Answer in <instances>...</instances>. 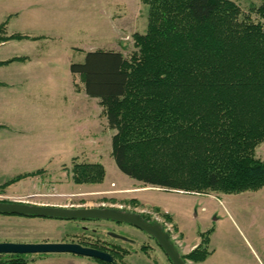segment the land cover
Returning <instances> with one entry per match:
<instances>
[{
    "label": "trees",
    "instance_id": "trees-1",
    "mask_svg": "<svg viewBox=\"0 0 264 264\" xmlns=\"http://www.w3.org/2000/svg\"><path fill=\"white\" fill-rule=\"evenodd\" d=\"M140 2L147 8L146 31L132 35L128 57L96 50L69 65L114 132L110 156L117 169L144 186L186 194L262 189L264 160L255 151L264 143V25L251 15L264 20V6L244 11L231 0ZM7 23L0 25V45L39 40L6 35ZM24 60L12 57L0 66ZM71 163L74 184L102 183L101 164ZM34 174L15 176L4 187ZM211 232L200 233L198 246L180 254L184 263L208 258ZM0 264L35 263L7 254Z\"/></svg>",
    "mask_w": 264,
    "mask_h": 264
},
{
    "label": "rangeland",
    "instance_id": "rangeland-1",
    "mask_svg": "<svg viewBox=\"0 0 264 264\" xmlns=\"http://www.w3.org/2000/svg\"><path fill=\"white\" fill-rule=\"evenodd\" d=\"M231 1L244 11L264 6V0ZM251 17L264 25V20L257 14ZM5 21H8L6 35L26 34L47 42L42 45L38 40L8 41L0 45V61L34 53H46L44 58L47 61L42 58L30 63L18 61L0 66L1 82L12 85V80L21 75L27 81L24 89L16 86L0 88L4 95L0 103L3 106L1 111L12 120L18 114L21 119L26 117V120H31L30 111L34 106L42 104L39 108L45 105L48 108L51 103L53 137L47 143V154L51 156L41 177L44 184H39L33 194L23 196L2 191L4 183L0 188L1 202L22 200L28 204L66 208H114L142 213L151 218L157 216L158 222L168 230L170 240L182 255H187L198 246L186 253V243L191 244L194 238L200 239V233L212 230L208 244L212 257L206 264H264V187L256 192L232 195L186 194L161 189L135 191L132 188L148 186L128 178L117 169L110 156L108 140L93 146L95 142L75 141L67 133L74 128L65 123L66 109L63 108L71 101L69 62L81 63L85 52L96 50L119 51L128 57L134 51L132 35L146 31L147 8L140 0H0V25ZM44 47L47 49L44 50ZM77 81L74 84L76 87L81 84ZM82 97L79 96L80 99ZM84 99L90 102L93 98ZM15 106L25 112L17 113L13 109ZM88 113L85 112V120ZM3 140H7L4 142L16 150L21 148L15 144L21 142L20 135ZM24 142L28 141H22L20 146L28 149L29 142ZM255 155L264 160V143L256 148ZM73 158L77 163L101 164L105 171L102 183L74 184L70 173ZM33 176L27 180L29 186L35 181L31 179ZM155 207L160 214L153 210ZM173 222L183 233L184 239ZM130 227L107 220L77 222L0 214V243H54L71 238L97 242L104 239L127 249V256L122 261L118 259L122 264H170L152 238ZM107 232L128 236L135 242L132 245L121 243ZM51 256L54 259L40 262L42 256L25 257L35 264H97L91 259L67 254ZM57 256L59 259L55 258ZM186 264L198 263L186 261Z\"/></svg>",
    "mask_w": 264,
    "mask_h": 264
},
{
    "label": "crops",
    "instance_id": "crops-1",
    "mask_svg": "<svg viewBox=\"0 0 264 264\" xmlns=\"http://www.w3.org/2000/svg\"><path fill=\"white\" fill-rule=\"evenodd\" d=\"M15 34H19V33H15ZM20 35L28 36L26 34H20ZM38 41H41L40 44L42 45H44L47 42L44 40L43 41L38 40ZM43 49L46 50L47 47H44ZM40 54L41 53L38 54L34 53L31 54V56L24 55V56H15V57L26 58V60L24 61H19L20 63L22 62L30 63L32 61H40V59L42 58L45 59V61H47V58H44V55H46V53H44L43 55ZM69 75H70L71 101L66 103L63 106V108L66 109L64 113L65 123L70 126H73L74 128L73 129L71 128V130L67 131V133L71 134L75 141L85 140L92 142V144L95 142L93 146H99L102 140H108L111 145V137L114 132L107 128L106 120L102 113V108L98 103V100L91 99L92 101L90 102L84 101L85 100L84 98H87L88 100H90V98H88L85 95L82 84H80L77 87L79 90H76L74 84L78 83L77 81L79 80L78 77L71 75L70 72ZM25 78L26 77L21 75L20 77L12 80L13 81L12 85H9L6 81L3 82L0 81V88H7L5 86H16V88L24 89L23 86L25 85V83H27ZM3 96H4L3 93L0 92V103H2ZM79 96H83L82 99H80ZM41 105L42 104L34 106V109L30 111L32 118L31 120H26V117L21 119V117L18 114L16 118L19 119L20 123L16 118L12 120L11 117L10 119L6 114H4V112L1 111L3 109L2 108L3 106H0V188L4 183H6L8 180H10L15 176L29 174V173L36 174V175L34 174L35 176L31 177V179H34L35 181L30 186L27 181L29 177L23 178L22 180L1 189L6 193H14L23 196L31 195L33 194L34 190L38 189L39 184L41 183L42 185L44 184V180L41 177L46 172L45 171L46 161L47 159H50L48 157L51 156V154H47L49 152V151L47 152V146H48L47 143H49L53 137V123H52L53 111L51 109L52 107L51 103L48 104V108L46 107V105L43 108H39ZM13 109L17 113L22 111L16 106L13 107ZM91 110H93V112L92 114H89L88 112ZM85 112L88 113L87 120H85ZM20 114L23 115L24 113H20ZM28 126L29 129L27 128ZM13 135H20L21 142L28 141L29 142L28 149L26 146H20L21 142L20 143L15 142V144L25 149L21 150V148H19L18 150H16L8 146L7 143L4 142L7 140H3V138L7 139L9 137H12ZM89 137H91V140L89 139ZM28 142H24V144H27ZM132 189H135V191H139V192L147 191V190L158 191L157 188H152V187H143V188L137 187ZM173 224L178 230V233H180L182 238L184 239L183 233L180 232L176 223L173 222ZM199 241H200L199 237H196L194 238L193 243L191 244L186 243V251L184 252L187 253L195 245H198ZM211 255L212 254H210V256H208V258L204 262L198 264H206L211 259L212 257Z\"/></svg>",
    "mask_w": 264,
    "mask_h": 264
},
{
    "label": "water",
    "instance_id": "water-1",
    "mask_svg": "<svg viewBox=\"0 0 264 264\" xmlns=\"http://www.w3.org/2000/svg\"><path fill=\"white\" fill-rule=\"evenodd\" d=\"M0 214L64 220H107L130 225L150 236L172 264H186L180 257L168 233L157 223L144 221L140 214L114 208H66L26 203L0 202ZM114 238L118 235L110 233ZM69 253L109 263L112 258L102 251L78 244L63 243H0V255Z\"/></svg>",
    "mask_w": 264,
    "mask_h": 264
},
{
    "label": "flooded vegetation",
    "instance_id": "flooded-vegetation-1",
    "mask_svg": "<svg viewBox=\"0 0 264 264\" xmlns=\"http://www.w3.org/2000/svg\"><path fill=\"white\" fill-rule=\"evenodd\" d=\"M30 198V196H27ZM126 212V211H125ZM142 215H145V214H142ZM146 216V215H145ZM148 216V215H147ZM142 217V216H141ZM149 218H151L150 216H148ZM142 219L144 221H147V222H150L149 220H146L144 217H142ZM73 221H77V222H91V221H102V220H73ZM107 222H111V223H114L116 225H119L121 223H116V222H113V221H107ZM130 226V225H129ZM130 228H133V230L137 231V232H140L141 234L145 235L146 237H150L148 236L147 234H145L144 232L134 228V227H130ZM108 234L110 232H107ZM110 235V234H109ZM120 238H115L117 241L121 242V243H126L128 245H132L134 244L135 240L128 237V236H120L118 235ZM108 238V237H107ZM151 238V237H150ZM41 243H48V242H41ZM54 243H63V244H78V245H81L83 247H88V248H93V249H96V250H99V251H102L104 253H107L111 256L112 258V261L109 262L110 264H122L120 261L123 260V258L125 256H127L126 254V248L123 247V246H120L116 243H112V242H109L107 240H104V239H101L100 241H89V240H83L82 238H78V239H73L71 238L70 240L68 241H57V242H54ZM34 244H37V243H34ZM62 254H67V255H71L72 257L76 256V257H81V258H86V257H82V256H78V255H74V254H69V253H55V254H49V253H45V254H25L24 256H42L41 259H39V262L40 261H46V260H50V259H54L52 258L51 255H62ZM120 255H122V257L120 258ZM55 258H58L59 259V256L55 257ZM86 259H91V258H86ZM118 259L120 261H118ZM92 260V259H91ZM95 260V259H94ZM93 260V261H94ZM35 263V262H34ZM98 264V263H97Z\"/></svg>",
    "mask_w": 264,
    "mask_h": 264
},
{
    "label": "built area",
    "instance_id": "built-area-1",
    "mask_svg": "<svg viewBox=\"0 0 264 264\" xmlns=\"http://www.w3.org/2000/svg\"><path fill=\"white\" fill-rule=\"evenodd\" d=\"M26 198H27V197H26ZM19 202H20V203H23L22 200H19ZM156 217H157V216H156ZM156 217H154V220L158 221ZM167 231H168V230H167Z\"/></svg>",
    "mask_w": 264,
    "mask_h": 264
}]
</instances>
